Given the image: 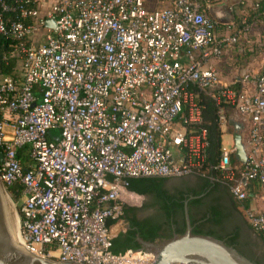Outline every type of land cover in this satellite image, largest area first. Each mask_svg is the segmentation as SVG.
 I'll list each match as a JSON object with an SVG mask.
<instances>
[{
    "label": "built area",
    "instance_id": "2783aa9c",
    "mask_svg": "<svg viewBox=\"0 0 264 264\" xmlns=\"http://www.w3.org/2000/svg\"><path fill=\"white\" fill-rule=\"evenodd\" d=\"M167 1L0 0V41L10 40L9 50L0 47V179L22 188L17 214L28 251L62 262L152 264L143 249H112L128 229L132 177L210 168L240 204L257 185L264 207V68L245 86H235L239 78L221 84L212 59L237 38L217 40L210 11L221 0ZM12 57L17 74L3 73ZM199 92L216 101L222 131L229 107L240 114L246 162L234 141L208 166ZM243 209L264 232V208Z\"/></svg>",
    "mask_w": 264,
    "mask_h": 264
},
{
    "label": "water",
    "instance_id": "95a60500",
    "mask_svg": "<svg viewBox=\"0 0 264 264\" xmlns=\"http://www.w3.org/2000/svg\"><path fill=\"white\" fill-rule=\"evenodd\" d=\"M236 1L221 0L212 7L211 15L220 22L231 20L233 13L230 4ZM46 25L54 27L55 22L49 19ZM231 123L235 128V155L240 161L246 162L247 153L242 136L244 125L235 121ZM2 160L3 153H0V161ZM185 209L187 225L184 233L175 232L169 238H160L156 241L145 240L137 234L136 240L141 244L140 249L155 255L152 264H257L224 239L194 233L187 204ZM19 223L15 205L0 179V264H82L43 258L28 251L20 235Z\"/></svg>",
    "mask_w": 264,
    "mask_h": 264
},
{
    "label": "flooded vegetation",
    "instance_id": "af4514ba",
    "mask_svg": "<svg viewBox=\"0 0 264 264\" xmlns=\"http://www.w3.org/2000/svg\"><path fill=\"white\" fill-rule=\"evenodd\" d=\"M222 185L225 184L222 183ZM222 185L217 186L212 175L199 173L166 177L163 184L166 195L137 193L141 195V200L136 205H127L131 209L128 214L130 217H135L145 231L158 228L161 235H173L178 228L184 225L186 229L185 208L187 204L190 220L192 216L196 225H203L206 231L209 228L212 229L225 241L229 240L238 230L235 240L236 247L264 264L263 246L257 238H251V229L246 224L235 201L226 193ZM194 191L201 192L200 195H197L200 197L207 195L189 207V202L196 199L192 197ZM180 203L184 204L183 209L180 207ZM215 209L222 216L220 222L211 220ZM127 224L130 229L128 222Z\"/></svg>",
    "mask_w": 264,
    "mask_h": 264
},
{
    "label": "trees",
    "instance_id": "16d2710c",
    "mask_svg": "<svg viewBox=\"0 0 264 264\" xmlns=\"http://www.w3.org/2000/svg\"><path fill=\"white\" fill-rule=\"evenodd\" d=\"M4 1L8 3L12 2V0H4ZM1 12H2V8L0 7V13ZM4 14L5 16H12V17L14 15L11 12H5ZM260 14H264V7L262 6V2H258V7L256 11H250L249 15L247 16V22L251 23L253 22L254 19L255 20L259 19L261 17ZM238 22L241 25V22L240 21ZM0 47L2 48L3 51L9 50L10 40L1 38ZM16 62H17L16 57H12L11 64L9 66L3 67L2 72L9 73V74L14 73V75L17 74L15 73V70H14V66H16ZM235 86H238V84H235ZM198 100L203 106V113H204L203 125L208 129L209 140H210L209 154H208V166L212 167L213 165H216V163L218 162L219 157H220V152L222 149V139H221L222 130L217 121L218 105L212 97H210L204 92H199ZM229 129L232 132L234 131V127L231 125L229 126ZM207 174L208 176H211V175L216 176L218 173L216 170L209 168V172ZM164 180L165 178H162V177H132V178H128L127 189L130 191L136 192V193H140V194L160 193V194L166 195V190L163 188ZM215 184L217 186L222 185V183L219 181H215ZM222 186H224L226 193L232 198V200L235 201L239 210L245 215V218L248 219L246 214L244 213L243 205L244 207H247L249 204V201L247 200L243 204H240L238 201L234 199L227 185L226 186L222 185ZM9 189L14 190L17 194V197L20 196L21 190H22L21 186L16 185V186L9 187ZM200 194L201 192L194 191L192 195L197 196ZM206 195H204L203 197H199V198L191 200L189 202V207L191 206V204L201 201V199L204 198ZM179 205L182 209L184 208L183 203H180ZM130 210L131 209H129L128 206L125 207V219L129 223L130 229H128L127 232L125 233L118 234L113 239L112 249L115 253L124 252L127 249H140L141 244L136 240L137 234H140L142 238H144L145 240H149V241H156L160 238H169L172 236V235H161L158 228H154L149 231L143 230V228L140 225V222L135 217L129 216L128 213ZM211 217H212L211 220L214 222H220L222 220V216L220 215L219 211L216 209L215 211H213ZM191 223L193 225L194 233L213 235L220 239H224L221 235L216 234V232L213 231L212 229L209 228L208 231H206L203 225H196L195 220L192 216H191ZM184 231H185V225L177 229V233L179 234L184 233ZM238 232L239 231L236 230V233L229 240H226V242L236 247L235 240H236V236H238ZM256 232L261 237V239L264 241V232L263 231H256ZM237 249L241 253H243L244 255L252 259L253 261H255L257 264H262L259 260H256L252 258L251 256H248L242 249H239V248Z\"/></svg>",
    "mask_w": 264,
    "mask_h": 264
},
{
    "label": "crops",
    "instance_id": "0c3cea01",
    "mask_svg": "<svg viewBox=\"0 0 264 264\" xmlns=\"http://www.w3.org/2000/svg\"><path fill=\"white\" fill-rule=\"evenodd\" d=\"M39 1H41L43 5H46L43 0ZM160 1L161 4H169L167 0ZM258 2H262V6L264 7V0H237L236 2L230 4L233 18L225 22L218 21V25L216 27V37L218 41H222L224 37H230L233 35H236L237 37L236 41L224 44L225 49L222 56L214 57L212 59V62L215 64L220 73L221 84H233L235 83V80L239 78L242 81L238 83V86L242 87L246 85L244 81L245 76L248 75L251 80L253 77L257 76L263 71L264 14H260L261 17L256 20L254 19L251 23L247 22V16L249 15L250 11L257 10ZM156 3L157 2H152L149 4V6L153 8L156 6ZM238 21L241 22V25ZM239 31L241 32L238 33ZM249 84L251 85L252 83ZM228 114L231 121L242 123V117L235 108L229 107ZM231 126H233L232 123ZM226 131L232 137L233 144L235 128L233 132L230 129H227ZM226 131H222V135L226 133ZM250 189L251 191L248 199L249 204L247 207H249L250 205V207L252 208L263 209V204L258 196V186L251 185ZM242 215L245 219L246 224L251 229L252 236L254 238H257L261 246H263L264 248V241L249 225V220L245 218V215L243 213Z\"/></svg>",
    "mask_w": 264,
    "mask_h": 264
},
{
    "label": "rangeland",
    "instance_id": "374dc122",
    "mask_svg": "<svg viewBox=\"0 0 264 264\" xmlns=\"http://www.w3.org/2000/svg\"><path fill=\"white\" fill-rule=\"evenodd\" d=\"M46 4L49 2V0H43ZM232 144V137L229 135V133H224L222 135V147L223 148H226L228 146H230ZM6 188V191H7V194L9 196V198L11 199V201L13 202V204L15 205V208H16V211L18 209V197H17V194H15L16 192L14 190H10L8 187H5ZM131 195H128L125 197V200L127 202V205H136L137 203L140 202L141 200V195L131 191ZM250 225V224H249ZM251 235V238H253L252 234ZM263 244V243H262Z\"/></svg>",
    "mask_w": 264,
    "mask_h": 264
},
{
    "label": "bare ground",
    "instance_id": "6f19581e",
    "mask_svg": "<svg viewBox=\"0 0 264 264\" xmlns=\"http://www.w3.org/2000/svg\"><path fill=\"white\" fill-rule=\"evenodd\" d=\"M8 195V194H7ZM20 228V227H19ZM20 231V229H19ZM154 256L153 259L155 260V255L152 252H149V255H145V257Z\"/></svg>",
    "mask_w": 264,
    "mask_h": 264
}]
</instances>
